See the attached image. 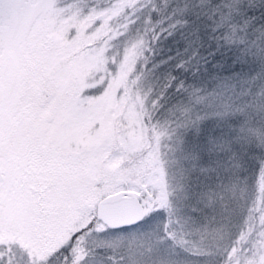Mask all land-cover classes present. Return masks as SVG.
<instances>
[{
    "label": "snow or ice",
    "instance_id": "6c2138e0",
    "mask_svg": "<svg viewBox=\"0 0 264 264\" xmlns=\"http://www.w3.org/2000/svg\"><path fill=\"white\" fill-rule=\"evenodd\" d=\"M0 264H264V0H0Z\"/></svg>",
    "mask_w": 264,
    "mask_h": 264
}]
</instances>
